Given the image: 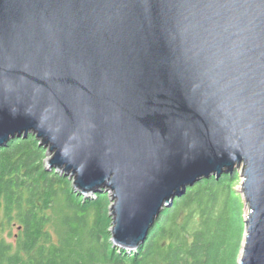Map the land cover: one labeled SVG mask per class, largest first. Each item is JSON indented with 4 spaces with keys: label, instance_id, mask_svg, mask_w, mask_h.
<instances>
[{
    "label": "water",
    "instance_id": "obj_1",
    "mask_svg": "<svg viewBox=\"0 0 264 264\" xmlns=\"http://www.w3.org/2000/svg\"><path fill=\"white\" fill-rule=\"evenodd\" d=\"M34 134L113 245L240 171V264H264V0H0V146ZM240 169V170H239Z\"/></svg>",
    "mask_w": 264,
    "mask_h": 264
},
{
    "label": "trees",
    "instance_id": "obj_2",
    "mask_svg": "<svg viewBox=\"0 0 264 264\" xmlns=\"http://www.w3.org/2000/svg\"><path fill=\"white\" fill-rule=\"evenodd\" d=\"M47 153L32 133L0 146V264H240L239 172L189 186L128 251L112 242L110 193L75 191L67 175L48 169Z\"/></svg>",
    "mask_w": 264,
    "mask_h": 264
},
{
    "label": "rangeland",
    "instance_id": "obj_3",
    "mask_svg": "<svg viewBox=\"0 0 264 264\" xmlns=\"http://www.w3.org/2000/svg\"><path fill=\"white\" fill-rule=\"evenodd\" d=\"M46 161H47V158H46ZM240 170V169H239ZM241 171V170H240ZM240 171H236V172H239L240 173ZM241 178H240V181H239V184L237 185V190H239V191H241V181H242V176H240ZM95 194L94 193H90L88 196H94ZM243 195V194H242ZM244 198V197H243ZM248 214V209H246L245 208V214H244V216H245V218H246V215ZM112 230V229H111ZM13 232L14 233H17V229L15 228L14 230H13ZM241 258V257H240Z\"/></svg>",
    "mask_w": 264,
    "mask_h": 264
}]
</instances>
